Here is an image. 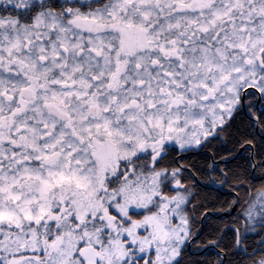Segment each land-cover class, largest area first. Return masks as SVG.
<instances>
[{"label":"snow or ice","instance_id":"snow-or-ice-1","mask_svg":"<svg viewBox=\"0 0 264 264\" xmlns=\"http://www.w3.org/2000/svg\"><path fill=\"white\" fill-rule=\"evenodd\" d=\"M0 264H264V0H0Z\"/></svg>","mask_w":264,"mask_h":264}]
</instances>
